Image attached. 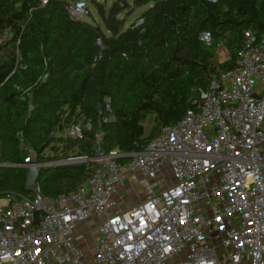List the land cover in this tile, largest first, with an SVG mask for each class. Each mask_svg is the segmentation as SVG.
<instances>
[{
	"label": "built area",
	"instance_id": "obj_1",
	"mask_svg": "<svg viewBox=\"0 0 264 264\" xmlns=\"http://www.w3.org/2000/svg\"><path fill=\"white\" fill-rule=\"evenodd\" d=\"M65 8L74 20L89 14L85 0ZM142 23L138 16L129 26ZM199 40L209 45L210 32ZM236 50L232 68L211 74L184 116L143 149L101 150L100 126L113 119L107 96L94 133L100 156L37 160L18 133L27 157L0 167H96L66 194L0 196V264H264V36L248 28ZM92 127L77 113L65 138ZM165 166L171 185L119 207L124 197H114L132 172L155 177Z\"/></svg>",
	"mask_w": 264,
	"mask_h": 264
},
{
	"label": "trees",
	"instance_id": "obj_2",
	"mask_svg": "<svg viewBox=\"0 0 264 264\" xmlns=\"http://www.w3.org/2000/svg\"><path fill=\"white\" fill-rule=\"evenodd\" d=\"M69 1L0 0L2 162L27 157L18 133L37 160L93 156L97 103L105 96L113 119L100 126L101 150L143 149L162 127L184 116L195 89L205 88L211 74L232 68L244 30L264 36L263 0H131L133 6L149 5L134 29L124 28L118 17L130 3L115 1L105 10L99 1L85 0L100 18L89 23L70 18ZM203 31L210 32L209 45L199 40ZM220 42L229 53L222 63L216 52ZM77 113L91 120L92 129L77 139L56 136ZM149 116L152 124L145 130ZM46 148L53 157L44 156ZM95 167L90 161L42 168L39 193L66 194ZM25 171L0 167V196H34L24 190Z\"/></svg>",
	"mask_w": 264,
	"mask_h": 264
},
{
	"label": "rangeland",
	"instance_id": "obj_3",
	"mask_svg": "<svg viewBox=\"0 0 264 264\" xmlns=\"http://www.w3.org/2000/svg\"><path fill=\"white\" fill-rule=\"evenodd\" d=\"M99 1L102 5V7L107 10L109 6L115 2L120 1L130 3L131 0H96ZM149 5H141V6H133L132 4L129 5L127 8L122 10L118 17L123 18V27H128L140 14L143 12ZM88 11L89 14L82 17L83 21L89 22V23H100V18L96 12L95 7L88 2ZM223 44H220L217 46L216 52L218 55V60L220 63L226 61L229 58V53L225 51ZM192 99L196 98V94L191 97ZM152 124V116H149L147 119V122L145 124V130H147L150 125ZM67 135V131L64 129L61 132H56V136H60L62 138H65ZM51 145H55L52 143ZM45 157H53L54 154L51 152L50 148H46L44 151ZM171 176L168 172L167 167H163L161 172L155 176V177H148L145 174H142L140 172H132L128 179L125 181L124 186L118 188L117 195H115V199L118 200V195H121L124 197L122 201H119V207L124 209L126 207H130L136 203L139 202V200H143L146 195H148L151 192L158 191L160 189H163L169 185L172 184ZM78 231H81V227L78 228ZM90 241V239H88ZM82 247L86 246L83 243H80Z\"/></svg>",
	"mask_w": 264,
	"mask_h": 264
},
{
	"label": "water",
	"instance_id": "obj_4",
	"mask_svg": "<svg viewBox=\"0 0 264 264\" xmlns=\"http://www.w3.org/2000/svg\"><path fill=\"white\" fill-rule=\"evenodd\" d=\"M47 75L42 78V81L46 80ZM97 111H101V103H97ZM101 150L99 148V142L94 144V156H100ZM39 170L35 166H30L25 171L24 190L26 192H34L38 189L37 181L39 177Z\"/></svg>",
	"mask_w": 264,
	"mask_h": 264
},
{
	"label": "crops",
	"instance_id": "obj_5",
	"mask_svg": "<svg viewBox=\"0 0 264 264\" xmlns=\"http://www.w3.org/2000/svg\"><path fill=\"white\" fill-rule=\"evenodd\" d=\"M224 49H226V48H224ZM225 51L228 52L227 49H226ZM91 224H92V222L89 221V222L87 223V225H85L84 228L86 229L87 227H90ZM95 230H96V229H94V228L91 227V228H90V232H89V234L92 235V236L95 235V233H96ZM91 240H92V237H90V242H91Z\"/></svg>",
	"mask_w": 264,
	"mask_h": 264
}]
</instances>
